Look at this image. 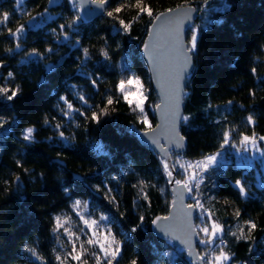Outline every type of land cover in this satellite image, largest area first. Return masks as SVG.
I'll return each instance as SVG.
<instances>
[{
  "label": "trees",
  "instance_id": "1",
  "mask_svg": "<svg viewBox=\"0 0 264 264\" xmlns=\"http://www.w3.org/2000/svg\"><path fill=\"white\" fill-rule=\"evenodd\" d=\"M47 2L24 0L17 7V0H0V20L9 13L7 24H0V87L20 89L12 101L0 95V118L5 121V134L0 135V264L17 258L24 248L35 249L42 264H61L54 260L55 221L72 217L76 201L93 217H108L111 235L121 248L113 264H131L133 259L138 264H192L184 250L155 238L150 230L154 218L168 214L169 181L164 160L140 145L138 135L149 128L118 85L133 73L139 77L147 96L145 111L154 127L150 107L155 109L157 98L140 49L157 14L192 6L198 17L186 31L187 44L191 29L199 26L200 34L185 89L183 117L188 120L182 119L180 127L186 147L182 154H174L189 162L214 155L225 130L231 131L236 146L242 135L264 136V0H142L151 16L138 15L137 0H109V11L122 7L120 13H113L115 19L105 14L90 24L81 23L78 34L65 28L67 41L59 25L71 23L78 12L64 0L42 17ZM47 16L50 19L40 24L39 19ZM33 17L36 22L29 30ZM119 20L131 25L128 33ZM21 25L26 30L17 41L8 29L15 31ZM84 48L89 49L90 59L84 58ZM33 49L39 55L29 59ZM102 49L109 59L101 55ZM62 58L61 67L46 74L45 67ZM89 76L99 77L95 87ZM60 96L89 118L92 111L99 113L106 106L107 97L114 102L97 125L78 111L65 116L68 109ZM249 115L254 124L248 123ZM28 127L35 129L33 143L21 138ZM255 165L243 169L230 161L219 175L213 171L204 180V207L224 231V244L216 255L223 248L230 256L228 264H264V183L259 186ZM236 179L246 186L247 197L233 187ZM141 216L142 226L131 232ZM247 220L257 225L251 232ZM241 228L244 238L237 240L232 233L240 235Z\"/></svg>",
  "mask_w": 264,
  "mask_h": 264
},
{
  "label": "water",
  "instance_id": "2",
  "mask_svg": "<svg viewBox=\"0 0 264 264\" xmlns=\"http://www.w3.org/2000/svg\"><path fill=\"white\" fill-rule=\"evenodd\" d=\"M64 0H59L56 5H50L47 2V9L52 10L59 8ZM67 4L68 0H66ZM109 6V5H108ZM95 7V5L85 4L80 8L78 14L84 15V8ZM174 11H164V17L156 21L157 14L148 28L147 36L141 46L140 54L147 68L152 90L157 98V105L154 109L155 126L149 130L143 131L138 135L139 143L142 147L154 151L162 160L172 166L170 153L174 150L177 154L185 151L186 142L182 141L183 147L178 148L174 145V141L181 136L180 127L183 119L184 99L187 79L181 76V66L183 57L179 56L177 51L176 28L174 23L178 16L187 13L190 18L184 19L180 25L179 38L184 46H188L186 42V31L194 25L198 14L192 6H181L173 9ZM88 15V10H85ZM103 15L96 13L95 15L85 16V20L81 23L90 24L94 20ZM155 21V23H154ZM36 20H30L27 28L30 30ZM80 23V24H81ZM79 24V25H80ZM151 30V34H150ZM148 48H145V44ZM191 55V74L194 69V59ZM64 58L56 64V69L61 67ZM55 69V70H56ZM46 74H51L45 67ZM190 74V75H191ZM190 77V76H189ZM147 133V135H145ZM154 138L158 143H154ZM145 141H147L145 143ZM170 149V151H169ZM173 172V171H172ZM174 176L172 179L174 181ZM172 197L171 206L166 216H158L153 220L157 223L150 224V230L153 236L159 240H169L171 244L177 248L183 249L187 258L192 264H202V259L197 250V232L195 229V209L189 207L187 203V191L181 186L173 183L168 184ZM184 192L183 199L180 193ZM168 217L167 220L163 219ZM160 218V219H157Z\"/></svg>",
  "mask_w": 264,
  "mask_h": 264
},
{
  "label": "snow or ice",
  "instance_id": "3",
  "mask_svg": "<svg viewBox=\"0 0 264 264\" xmlns=\"http://www.w3.org/2000/svg\"><path fill=\"white\" fill-rule=\"evenodd\" d=\"M24 2V0H17V7H19L20 4H22ZM59 3V0H49V4L50 5H56ZM68 3L72 6L74 12H78L80 8H83V6L85 4L87 5H95V7H88V8H84V15H80V14H76L73 16V19L71 21V23L65 25V24H60L59 25V30L61 32V34L63 35V38L65 41H67L69 39L68 33H66L64 30L65 28L71 30L73 33L78 34L77 29L79 27V24L81 22H83L85 20V16H91V15H95L96 13H99L100 15H104L106 14L108 17H112L115 19V17L113 16V13H120L122 11V7H116L113 10L109 11L108 10V5H109V0H68ZM205 3H207V0H205ZM142 4V0H137V4L136 7L139 8V12L138 15L140 14H148L149 16L152 15V11L149 7L146 6H141ZM225 7H228V5H225ZM88 10V15H86L85 10ZM169 12L174 11L173 9H169ZM48 12V9L45 8L44 12L41 13L40 15L42 17L46 16ZM164 13H161L159 16H157L155 19L156 21H159L162 19V17H164ZM190 18L188 16L187 13H184L183 16H178L177 19L175 21H168V23H174L175 24V28H176V41H177V51L179 56L183 57V64L181 66V76L183 79H188L190 74H191V53H194L196 51L197 48V41L199 39V34H200V29L199 26L197 28H193L191 29L192 32V36L191 39L188 41V46H184L183 43L180 42V38H179V29H180V25L183 24L184 19H188ZM9 20V13L8 12H4L3 13V19L0 20V24H4L6 25L7 22ZM33 21L36 20V17L32 18ZM155 23V21H154ZM119 24L122 26V29L125 33H128L130 31V27L131 25L129 23H125L124 20H119ZM25 26L21 25L19 27L16 28L15 31H12L11 29H8V33L9 35H11L15 40L19 41V39L21 38L22 34L25 32ZM53 32H56V29H53ZM150 34H151V30H150ZM79 41L76 42L77 46L79 45ZM20 48L19 43L16 44V50H18ZM145 48H148V44H145ZM9 53H11L12 51H14L13 49H8L7 50ZM47 52L51 53L52 49L48 48L46 49ZM83 55L85 59H90L89 56V49L84 48L83 50ZM39 55L36 51V49L32 50V53L29 54V59H31L32 56H36ZM101 55L104 57L105 60L109 59V53L105 50H101ZM2 61H0V67H2ZM125 70L131 72V68L127 67L126 65L124 66ZM56 69V65H48L47 66V70L49 72L55 71ZM252 73L255 74L256 73V69L253 68L252 69ZM13 77V73L9 72L7 79H11ZM91 82L93 87L96 86L97 81L99 80V77H96L95 79H92L91 76L88 77ZM44 81L42 80L41 83H43ZM126 85H135L137 86V91L134 94L135 95V100L131 99V93H129L128 91H126ZM119 90L121 91V93L124 94V98L125 100L128 101V103L131 104H135V108L139 109L141 115L143 116V124L147 125L149 129H151V124L149 122V119L147 117L146 111H145V101L147 100V96L145 95V93L143 92V85L141 84V81L139 79V77L135 76V74L133 73L126 81L125 80H121L119 82L118 85ZM19 86H17L15 89H9L7 87H0V95H6V99L7 101H12L14 98H16L19 94ZM11 94H8V93ZM252 95H254V93H250ZM80 100L87 104V100L86 98L81 95ZM61 101H63L66 105H67V109L68 111H66L64 113L65 116L69 115L70 112L72 111H78L79 115L84 116L86 119H90L92 123H95L97 125H99L101 123V117L102 116H106L108 115V105H112L113 104V98L111 96L107 97L106 99V106L100 109V112L97 113L95 111L91 112V116L90 118L87 116V113L85 111H80L79 109H74L72 103H70L66 96H60L59 98ZM232 104V101H228L227 102V106H230ZM160 106L157 105V108H159ZM209 107H212V105H209ZM91 106H89V110H90ZM183 119L185 121L188 120V117H183ZM247 121L249 124H254V118L252 115H249L247 117ZM5 123V121L3 120V118H0V135H4L5 132L3 130V124ZM45 123H48L47 118L45 119ZM61 127L60 124L56 125V128L59 130ZM35 129L32 127H28L24 130V132L22 133V140L26 141L28 143H33L34 142V133ZM234 131V129H233ZM145 135H147V133H145ZM59 136L60 138L63 140L65 139L64 137V133L62 131L59 132ZM153 142L154 143H158V141H156L154 138ZM183 137H179V139L175 140L173 143L176 147L181 148L183 147L182 141H183ZM259 139L261 141H264V136L259 137ZM147 141H145L146 143ZM250 143L254 148L256 147V138H255V133H253L252 137H249L247 135H242L241 136V140H240V144L244 147V151H247V147L246 145ZM231 145L232 147H236L235 144L232 143L231 141V131L229 130H225L222 133V141L220 144V149L217 150L216 154L214 155H210L204 158V160L202 161H198L195 164L189 162L187 164H181L180 167L183 168L185 170V173L187 174L188 170H191V175L188 176L186 181H180V180H176L173 181L172 179V171L174 170L173 166H170L167 162H163L164 164V170L167 174V176L169 177V182L170 183H175L179 186H181L183 189H185L187 192L191 193L193 191V188H195L197 191L200 190V186L201 184L204 182V179L206 177V175L208 174L209 171V167L211 165H219L218 168H214L213 171L217 172V174L219 175L220 172H222L223 170V163L221 162L220 158L223 156V152L221 150L225 149L226 146ZM170 151V149H169ZM60 154L58 153L57 156H59ZM177 163H179V161H177ZM17 166L18 167H22L20 161H17ZM27 171V170H25ZM82 179V178H81ZM16 183L19 184V176L16 177ZM213 187H216L215 184H213ZM233 187L236 188L239 192V195L242 197H247L248 193L246 190V186L242 183V181L240 179H236L234 181ZM64 191L67 193L69 190L67 188L64 189ZM111 191V190H109ZM184 196V192L180 193V198L183 199ZM147 198V197H145ZM113 202H115V198L113 197ZM77 205H79V201L75 202ZM189 207H198L201 208L203 210V204L197 200L195 205H190ZM240 212L237 211L236 215L237 217L240 216ZM101 219L107 220L108 217H101ZM160 219V218H157ZM163 219L167 220L168 217H164ZM207 219L211 222V231H209L208 227H202L200 228V231L203 232L205 234V236L207 237V239L201 240L200 243L201 244H213L215 242V239L218 237V234H221L223 232V229L220 225H218L217 223H215V221H212L211 218V214H208ZM144 221V217L141 216L140 217V224L134 226L131 229V232H136L137 229L139 227L142 226ZM85 223H87V221H85ZM93 223H96L95 221H93ZM154 225L157 223L156 220H153L152 222ZM247 226H248V231L251 232L253 229H255L257 227L256 223L251 221V220H247L244 222ZM240 235L237 236L236 233H232L233 236L236 237L237 240L243 239L244 238V229L241 228L240 230ZM89 244L94 243L93 240H88ZM28 251H30L32 253L33 256H36V252L35 249L29 248ZM73 251H75V245L73 246ZM121 248L120 246H117L115 248V250L112 252V259H108L107 264H112L113 259H115L118 254L120 253ZM74 260H80V256L79 255H75L72 257ZM56 259L58 261H61V264H63L61 257L58 255L56 257ZM200 259H204V257H200ZM230 259V256L227 252H225L223 250V248L220 249L219 254L215 255L214 257L210 258L208 260V264H222V261H227ZM97 264H99V259L97 260ZM131 264H138L137 259H133L131 261Z\"/></svg>",
  "mask_w": 264,
  "mask_h": 264
},
{
  "label": "rangeland",
  "instance_id": "4",
  "mask_svg": "<svg viewBox=\"0 0 264 264\" xmlns=\"http://www.w3.org/2000/svg\"><path fill=\"white\" fill-rule=\"evenodd\" d=\"M48 19H50L48 16L44 19L41 17L39 19L41 21L40 24ZM126 91L131 93V99L135 100L134 94L137 91V86L126 85ZM143 92L145 93L144 89ZM132 105L135 108V104L133 103ZM150 109L154 112V107H150ZM256 142L257 144L255 148L250 143H248L246 145L247 151L243 150L245 146H242L241 144L231 148L229 146H226L225 149L222 150L223 156L220 158V160L224 165L223 167L229 165L230 161H234L237 167L243 169L255 168V164H258L257 179L259 182V186H262L264 183V141L256 138ZM174 152L175 151L173 150L170 153L172 166L174 167V170L172 172V176L175 177L174 181H186L188 176L191 175V170H188L186 174L185 170L181 168L180 165L187 164L189 163V161L183 159L179 155H175ZM202 160H204V158ZM177 161H179V163H177ZM196 162L198 161L191 163L195 164ZM218 167L219 165H211L209 167L208 173L213 172V169ZM167 179L169 181L168 176ZM203 186L204 182L201 184L199 191L193 188V191L191 193L187 192V201L189 203L188 205H195L197 200H199L203 204V210L201 208L194 207L195 218L197 219L195 228L198 233V254L200 257H204V259H202V264H208V260L216 255V250L219 247H223L224 231L221 234H218V237L215 239V242L213 244L200 243L201 240L207 239L205 234L200 231V228L206 226L209 228V231H211V222L207 219L209 213L204 207L202 199ZM85 221H87V223H85ZM93 221H95L96 223H93ZM54 237V260L58 261L56 257L59 255L63 264H97L98 259L99 264H107L108 259H112V252L118 246L111 235L108 221L93 217L91 214L87 213L86 207L81 203H79V205L74 203V213L72 217L61 216L56 219ZM90 239L93 240L94 243L89 244L88 240ZM74 245L75 251H73ZM28 249L29 248L22 249L18 254V257L10 260L11 262H9L8 264H42L40 259L37 256H33L32 253L28 251ZM75 255H79L80 260H74L72 257ZM116 259L117 257L113 259V262ZM58 262L61 263V261ZM228 263L229 260L222 261V264Z\"/></svg>",
  "mask_w": 264,
  "mask_h": 264
}]
</instances>
